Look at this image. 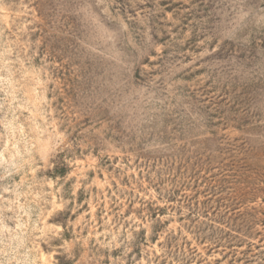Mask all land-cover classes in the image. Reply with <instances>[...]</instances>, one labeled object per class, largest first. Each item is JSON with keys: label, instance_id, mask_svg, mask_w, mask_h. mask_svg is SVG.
Wrapping results in <instances>:
<instances>
[{"label": "rangeland", "instance_id": "374dc122", "mask_svg": "<svg viewBox=\"0 0 264 264\" xmlns=\"http://www.w3.org/2000/svg\"><path fill=\"white\" fill-rule=\"evenodd\" d=\"M0 264H264V0H0Z\"/></svg>", "mask_w": 264, "mask_h": 264}]
</instances>
